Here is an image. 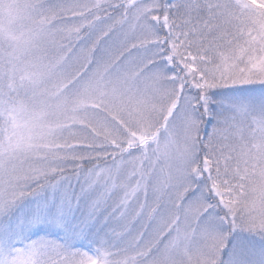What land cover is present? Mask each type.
I'll use <instances>...</instances> for the list:
<instances>
[{
    "label": "snow or ice",
    "instance_id": "obj_1",
    "mask_svg": "<svg viewBox=\"0 0 264 264\" xmlns=\"http://www.w3.org/2000/svg\"><path fill=\"white\" fill-rule=\"evenodd\" d=\"M0 264H264V0H0Z\"/></svg>",
    "mask_w": 264,
    "mask_h": 264
}]
</instances>
